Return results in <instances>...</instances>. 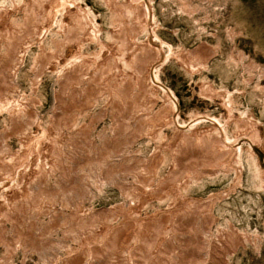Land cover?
I'll return each mask as SVG.
<instances>
[{
  "label": "rangeland",
  "instance_id": "374dc122",
  "mask_svg": "<svg viewBox=\"0 0 264 264\" xmlns=\"http://www.w3.org/2000/svg\"><path fill=\"white\" fill-rule=\"evenodd\" d=\"M218 250L264 264V0H0V264Z\"/></svg>",
  "mask_w": 264,
  "mask_h": 264
},
{
  "label": "bare ground",
  "instance_id": "6f19581e",
  "mask_svg": "<svg viewBox=\"0 0 264 264\" xmlns=\"http://www.w3.org/2000/svg\"><path fill=\"white\" fill-rule=\"evenodd\" d=\"M147 3H148V1H146ZM147 5H149V3L147 4ZM147 5H145V11L148 13L149 12V9H148V7H147ZM150 20H151V22H152V16L150 15ZM112 32V31H111ZM121 34V33H120ZM115 35V34H114ZM119 35V34H118ZM120 37V36H119ZM124 40V39H123ZM156 39L155 38H153V34H152V39H150V41H149V43L151 44V45H153L157 50V53L159 52V58H154V59H157L155 62H156V64L158 65V64H160V61H161V63L163 62V58H161V57H163V55H162V50H161V47H162V45H158L157 43H156V41H155ZM150 46V45H149ZM111 48V47H110ZM109 49V48H108ZM152 49H154V48H152ZM70 50H73L74 51V49L73 48H69L68 49V53H70L71 51ZM113 50V49H112ZM155 50V49H154ZM109 51V50H108ZM114 51V50H113ZM111 53H113L112 51H110ZM144 52V51H143ZM146 53V52H145ZM157 53H156V55L155 56H158L157 55ZM124 55H126V54H124ZM123 55V56H124ZM127 56V55H126ZM125 56V57H126ZM143 64V63H142ZM155 68H156V66H154ZM145 69V68H144ZM154 70V69H153ZM147 72H151V70H147ZM152 73V72H151ZM150 73V74H151ZM149 74V78H150V80H151V88H153V89H155V91H157L158 89L157 88H159L160 90H164V91H166V89L164 88V87H162L161 86V84H160V82L157 80L158 78L154 75V74H151L150 75ZM147 81V80H146ZM128 86V85H127ZM157 89V90H156ZM168 93H169V91H167ZM172 97V96H171ZM172 99H173V97H172ZM60 101V100H59ZM172 106H174V109H176L177 108V106H176V102L174 101V99H173V101H172ZM215 143V142H214ZM213 147H214V145H213ZM212 147V148H213ZM215 147H216V145H215ZM205 149V148H204ZM214 150H215V148H214ZM88 152V151H87ZM214 152V151H213ZM59 153V152H58ZM90 153V152H89ZM88 153V154H89ZM103 153V152H102ZM215 153V152H214ZM106 155H107V153H105ZM212 154V153H211ZM59 155H61V154H59ZM97 155V154H96ZM69 157V156H68ZM72 158V157H71ZM105 158V157H104ZM73 159V158H72ZM71 159V160H72ZM78 160V162L77 163H79V159H77ZM81 162V161H80ZM76 163V164H77ZM4 165V164H3ZM61 166V165H60ZM61 169V168H60ZM62 174H65V173H63L62 172ZM16 195V194H15ZM14 195V196H15ZM12 197V196H11ZM14 198V197H13ZM16 198V197H15ZM10 199V198H9ZM96 219V218H95ZM104 228H106V227H104ZM108 228V227H107ZM109 229V228H108ZM103 231V230H102ZM104 231H106V230H104ZM108 232V231H107ZM107 232H106V234H107ZM109 232H110V230H109ZM112 234V233H111ZM232 236H231V238L233 239H235L236 241L235 242H229L230 244H232L231 246H234V247H236V246H238V245H240V244H242L243 243V239H244V237L242 236V235H239L238 234V232H233L232 234H231ZM119 236V235H118ZM204 235H202V237H203ZM233 239V240H234ZM2 240V239H1ZM231 241V240H230ZM96 250V249H95ZM98 250V249H97ZM95 252V251H94ZM97 252V251H96ZM220 253H221V256H220ZM194 254V253H193ZM223 253L221 252V250H218V253L215 251V252H209L208 253V257H210V261H208V263H211V264H225V261H224V257H223V255H222ZM206 256V255H205ZM211 256H213L214 258H215V260H214V258L212 259V257ZM224 259H223V258ZM206 258H207V256H206ZM107 260V259H106ZM216 262V263H215ZM100 263H102V262H100ZM99 264V263H98Z\"/></svg>",
  "mask_w": 264,
  "mask_h": 264
}]
</instances>
